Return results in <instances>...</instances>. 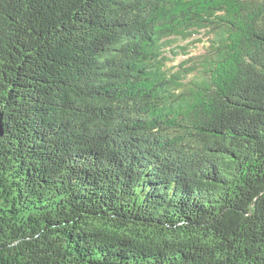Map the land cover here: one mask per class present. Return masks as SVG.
Returning <instances> with one entry per match:
<instances>
[{
	"label": "trees",
	"instance_id": "obj_1",
	"mask_svg": "<svg viewBox=\"0 0 264 264\" xmlns=\"http://www.w3.org/2000/svg\"><path fill=\"white\" fill-rule=\"evenodd\" d=\"M0 264H264V0H0Z\"/></svg>",
	"mask_w": 264,
	"mask_h": 264
},
{
	"label": "rangeland",
	"instance_id": "obj_2",
	"mask_svg": "<svg viewBox=\"0 0 264 264\" xmlns=\"http://www.w3.org/2000/svg\"><path fill=\"white\" fill-rule=\"evenodd\" d=\"M189 41H195V39H191ZM170 43H171V48L173 49L174 48V46H173V40H171ZM177 44L180 45V46H188L189 48L193 47L192 46V42H188V41L183 40V39H179L178 42H177ZM194 46L195 47L191 48L193 50L192 55H198V54H200V53L203 52V47L199 43L195 42L194 43ZM167 52H169V49H167ZM183 59L184 58L182 56H179L177 58H174L169 63V65H176L179 62H181Z\"/></svg>",
	"mask_w": 264,
	"mask_h": 264
}]
</instances>
